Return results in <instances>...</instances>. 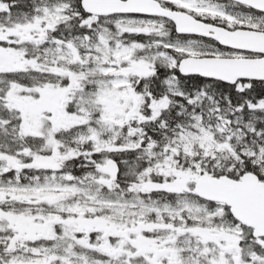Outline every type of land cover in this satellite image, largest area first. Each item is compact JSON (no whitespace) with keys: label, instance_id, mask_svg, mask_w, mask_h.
<instances>
[{"label":"snow or ice","instance_id":"snow-or-ice-1","mask_svg":"<svg viewBox=\"0 0 264 264\" xmlns=\"http://www.w3.org/2000/svg\"><path fill=\"white\" fill-rule=\"evenodd\" d=\"M0 264H264V0H0Z\"/></svg>","mask_w":264,"mask_h":264}]
</instances>
